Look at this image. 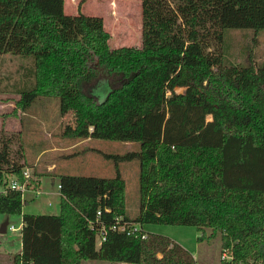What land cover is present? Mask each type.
<instances>
[{
    "label": "trees",
    "instance_id": "obj_1",
    "mask_svg": "<svg viewBox=\"0 0 264 264\" xmlns=\"http://www.w3.org/2000/svg\"><path fill=\"white\" fill-rule=\"evenodd\" d=\"M142 18V45L112 48L103 17L66 13L65 0H0V55L30 62L22 65L27 79L10 89L19 95L11 115L58 98L61 117L78 99L98 125L80 121L66 136L81 129L139 144L122 154L99 150L114 160L110 176L59 174V213H23L22 193L9 181H24L32 166L25 130L1 129L0 213L22 216L12 264H198L144 223L194 225L199 241L219 236L230 256L219 264H264V57L236 63L227 49L229 30L264 31V0H142ZM104 81L111 88L101 98L94 89ZM132 160L139 162L133 216L121 168ZM28 183L39 187L35 170ZM135 225L142 229L129 232Z\"/></svg>",
    "mask_w": 264,
    "mask_h": 264
},
{
    "label": "rangeland",
    "instance_id": "obj_2",
    "mask_svg": "<svg viewBox=\"0 0 264 264\" xmlns=\"http://www.w3.org/2000/svg\"><path fill=\"white\" fill-rule=\"evenodd\" d=\"M65 12L76 14L99 15L104 19L105 29L109 32V45L112 48L125 45H142L143 40V18L142 0H65ZM227 48L228 56L236 63L247 61L248 56L255 59L256 63L264 57V31L255 34L251 29H232L228 31ZM29 65V60L19 58L10 53L0 55V117L6 118L15 108V100L19 98L18 93L10 91L16 83H22L27 79L22 69L23 64ZM99 79H94L86 85V91L91 92ZM111 84L101 82L94 90L100 92L101 98L108 93ZM183 87L177 91L182 92ZM60 99L40 98L34 105L36 118L32 119L34 133L25 136L27 146V158L32 160L33 155L52 144L51 141L60 143L61 146L69 144L70 141L77 143L83 140V136L92 137L87 143L81 142L67 152H59V170L62 173L74 174H99L110 176L114 174V160L107 158L95 149L102 148L106 154H122L138 147L137 142H126L120 140L100 139L95 133L90 135L86 130L79 129L75 136H66L73 132L80 121H90L92 125H98V118L92 107H83L81 100H68L65 104L68 112L65 120H60ZM74 102V103H73ZM19 111H16L18 114ZM34 114V113H33ZM83 114V115H82ZM7 115V116H6ZM15 115V114H14ZM83 116V117H82ZM86 125V124H85ZM83 127H87L88 125ZM61 137L63 141L57 140ZM85 138V139H86ZM53 142V143H54ZM74 151L71 156H65L68 152ZM61 155V156H60ZM47 156V155H46ZM45 156V157H46ZM45 157L41 158L44 159ZM31 163V161H29ZM122 174L127 184V205L130 214L133 216L139 207V162L138 160L122 162ZM33 173V169L29 168ZM52 178L42 177L41 186L37 189L28 188L23 194V213H59L60 193L59 176L52 184ZM0 189L4 184L0 182ZM39 193H36V191ZM9 225L6 232H0V264H12L9 258L12 254L21 250V226L22 216L12 214L7 216L0 213V227L6 219ZM10 225L18 227L17 230L9 229ZM146 231L159 233L170 237L173 241L180 243L189 250L196 258L198 264H219L220 259H230L226 253L222 254L221 239L219 236L206 238L199 241L198 237L202 232L194 225L169 224V223H144ZM99 244V240H97ZM109 263L105 260H84L83 264ZM124 264V263H123ZM128 264V263H125Z\"/></svg>",
    "mask_w": 264,
    "mask_h": 264
},
{
    "label": "crops",
    "instance_id": "obj_3",
    "mask_svg": "<svg viewBox=\"0 0 264 264\" xmlns=\"http://www.w3.org/2000/svg\"><path fill=\"white\" fill-rule=\"evenodd\" d=\"M67 113H69V112H64L63 115L60 117L59 126L61 125V122L65 120ZM36 116H37V114H35V113L34 114H28L27 112L19 111L18 114H15V115L10 114L6 118L0 117V130L4 129L7 132H20L24 129L25 135H26V137H28V135H31L32 133H34L33 129H34L35 122L32 119L36 118ZM83 138H84L83 140H81L77 143L70 141V143L66 144L65 146H61L60 143H56L54 141H51L52 144L50 146H48L47 148H44L41 151H39L37 154L33 155L32 160H29L27 158L28 161H31V165H32L29 168L33 169V167H34L33 170H35V176H36V180H37L39 187L41 186V183H42V177L52 178L51 183L54 184L56 179L58 178V175L62 173L59 170V167H60L59 156H55V155L58 154L59 152H63V153H64V151L67 152L66 150H71L72 148L76 147L77 144H80L81 142L87 143L89 140H92L91 136L88 138L83 136ZM57 140L63 141L60 136L57 137ZM25 146H26V143H25ZM95 150L99 153H100L99 150L103 151L102 148H99V147H97ZM25 152H26V157L29 156L27 153V146H26ZM68 153L69 154H65V156H69V155L71 156V154L74 153V151H70ZM100 154H102V153H100ZM43 157H45V158L41 160V158H43ZM59 193H60V191H59ZM60 200H61V195H60ZM20 242H21V250H22V239ZM21 250L19 252H16V253H20ZM16 253L12 254L9 257L11 259V261L13 260V256ZM95 261H97V260H95ZM105 261H107V260H105ZM107 262H109V263L96 262V264H114L110 261H107ZM116 264H123V263H116Z\"/></svg>",
    "mask_w": 264,
    "mask_h": 264
},
{
    "label": "built area",
    "instance_id": "obj_4",
    "mask_svg": "<svg viewBox=\"0 0 264 264\" xmlns=\"http://www.w3.org/2000/svg\"><path fill=\"white\" fill-rule=\"evenodd\" d=\"M24 174V181H19L18 179H11L9 182L10 188L11 189H15V190H19L22 193V197L24 192L28 189V188H34L37 189L36 184H30L28 183V179L30 178L31 172L29 171L28 168H26L23 172ZM6 191V187L4 186V189H0V192H4ZM36 193H39V191L37 190ZM101 212L99 211L98 214H100ZM18 227H15L14 225H10L9 229L11 230H17ZM115 228L119 229V230H127L128 226L126 224H118L115 225ZM139 229H142V227L140 225H135L134 227H132V229L129 230L130 231H137ZM105 230L102 231L101 235L99 236V243H101L104 239H105Z\"/></svg>",
    "mask_w": 264,
    "mask_h": 264
},
{
    "label": "water",
    "instance_id": "obj_5",
    "mask_svg": "<svg viewBox=\"0 0 264 264\" xmlns=\"http://www.w3.org/2000/svg\"><path fill=\"white\" fill-rule=\"evenodd\" d=\"M9 225V219L7 218L5 222L2 223L0 227V232H6Z\"/></svg>",
    "mask_w": 264,
    "mask_h": 264
}]
</instances>
